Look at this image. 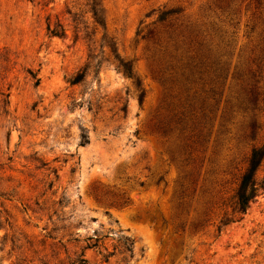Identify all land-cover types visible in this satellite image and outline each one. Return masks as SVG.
Returning <instances> with one entry per match:
<instances>
[{
	"label": "rangeland",
	"instance_id": "1",
	"mask_svg": "<svg viewBox=\"0 0 264 264\" xmlns=\"http://www.w3.org/2000/svg\"><path fill=\"white\" fill-rule=\"evenodd\" d=\"M262 144L264 0H0V264H264Z\"/></svg>",
	"mask_w": 264,
	"mask_h": 264
},
{
	"label": "trees",
	"instance_id": "2",
	"mask_svg": "<svg viewBox=\"0 0 264 264\" xmlns=\"http://www.w3.org/2000/svg\"><path fill=\"white\" fill-rule=\"evenodd\" d=\"M176 10H163L160 12L159 14V20L160 21H165L169 15L175 13ZM210 51V50H209ZM213 58V55L211 56V52H209V54H202L201 55V59L202 61H199L198 63H194V65H191V63H187V64H183L182 67L178 66H174V69H180L181 70V74H179V79L176 78L174 75H172L173 77V81L176 84H180L182 85V88L184 89V91H189L190 88L188 87V84H190V82H192L193 80H191V78L193 79V77H195L196 74L198 75H205L206 73H209V70L207 69L208 66L207 63L205 62H209V59ZM219 61V59H215L212 62V65H215V62ZM225 62V61H224ZM122 67L125 71V73L127 75H129L130 77H132L133 75V70L132 67L128 64V63H121ZM217 65H219V62L216 63ZM221 64V63H220ZM205 68V69H204ZM204 71L202 72L201 71ZM214 72L216 73V81L213 80L214 84H216V86H214L213 88L210 89V92L213 94V96L215 97V95H217V82L218 79L222 77V73H223V69L220 68H216L214 70ZM175 73V71L173 72ZM171 77V78H172ZM199 79L202 81V77H199ZM137 84L140 86V82L137 81ZM180 85V87H181ZM178 86V85H177ZM144 97V93H142L141 95V100ZM191 101L189 97L185 98V103L188 104V102ZM190 106V105H189ZM193 111V110H192ZM192 111L187 112V114L185 113H180L179 118L172 120L173 123V127L175 131H169V132H176L179 136V138H181L182 141H184V147H189L188 143L192 142L194 144H196L197 139L202 135V134H196V129L193 128V125H189V121L191 120V115H192ZM167 132V131H164ZM167 134V133H164ZM196 140V141H195ZM187 150V148H186ZM264 160V144H262L261 146H257L254 147L252 149L250 158L248 160V166L245 169V171L243 172L238 188H237V192H236V197H237V204L239 207V211L242 213H245L250 205V202L255 199V197L258 195L260 188H262V186L260 185V183L257 180V172L258 169L261 165V163ZM133 241L129 238V237H125L124 240L122 241V245L123 247L126 249L125 251H129V252H133ZM124 251V252H125ZM132 256V254H131Z\"/></svg>",
	"mask_w": 264,
	"mask_h": 264
}]
</instances>
